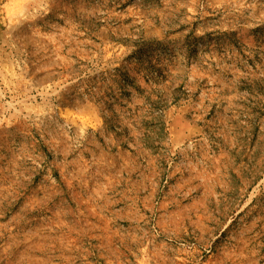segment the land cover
<instances>
[{
  "label": "rangeland",
  "instance_id": "374dc122",
  "mask_svg": "<svg viewBox=\"0 0 264 264\" xmlns=\"http://www.w3.org/2000/svg\"><path fill=\"white\" fill-rule=\"evenodd\" d=\"M0 264H264V0H0Z\"/></svg>",
  "mask_w": 264,
  "mask_h": 264
}]
</instances>
